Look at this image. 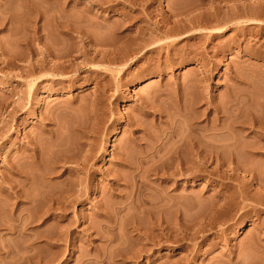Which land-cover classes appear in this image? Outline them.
<instances>
[{
  "label": "rangeland",
  "instance_id": "374dc122",
  "mask_svg": "<svg viewBox=\"0 0 264 264\" xmlns=\"http://www.w3.org/2000/svg\"><path fill=\"white\" fill-rule=\"evenodd\" d=\"M44 18L36 61L48 39L69 56L58 76L44 63L30 90L24 40ZM62 120L70 145L76 126H99L86 140L95 175L62 176L70 224L25 227L11 161L42 130L53 144ZM123 149L132 164L118 166ZM0 264H264V0H0Z\"/></svg>",
  "mask_w": 264,
  "mask_h": 264
},
{
  "label": "bare ground",
  "instance_id": "6f19581e",
  "mask_svg": "<svg viewBox=\"0 0 264 264\" xmlns=\"http://www.w3.org/2000/svg\"><path fill=\"white\" fill-rule=\"evenodd\" d=\"M39 19H35L33 25L29 29V35H28L27 39L24 40V45L27 46V50H28V54L26 57V63L28 65L26 68L27 69L26 73H27V75H29V77L31 75V79L29 78L30 79L29 80V86H27V87H29L30 90L33 89L34 87H37L40 85V83L36 84V78H32V75L39 68L43 67L44 63L46 64V66H48L50 64L52 65V68H50L51 73L49 76H58V75H61L62 68H63V65H60V64H64L66 62L65 59L68 58V56H69L67 50L64 48V42L63 41L58 42V40H54V41L49 42L48 41L49 39H48L47 41L43 42L44 51L42 52V55L44 57V61H40V62L36 61V59H35L36 58V52H35L34 47H33L35 44L34 42H38V43L42 42V36L38 35V33L45 29V22L47 21L44 18L43 19L44 22H42L44 25L38 26L37 24H38ZM52 21L54 22L57 33H66L67 35H71L70 33L72 32V28H71L70 23H73L71 20L66 19L65 17L63 18L60 16H55L52 18ZM74 23H77V22H74ZM197 30L203 31V29H197ZM222 30H223V28L216 29V32H218L217 35L222 34ZM164 34L166 35V33H164ZM110 59H112V60H109V61L116 60L117 56L114 54H111ZM42 76H44V75H42ZM94 85H95L94 88H96L98 86V83L96 82ZM58 86H59V84H58ZM102 96H104V89H101L98 92V94L95 95L94 100H97L95 102H98V101L100 102V100H102L101 99ZM66 109H67V107H65L63 109V111L65 110L63 115H66L68 112H69L68 115H71L72 113L70 111H72V110H70L69 108H68L69 110H66ZM63 111L61 110V112H63ZM66 111H68V112H66ZM73 115H71V116H73ZM44 116L47 117L48 114L44 115ZM49 118H46L44 120L50 121ZM69 118H72V117L69 116ZM41 120L42 121H40V122H44L43 119H41ZM93 120H95L96 123L101 122L99 119H96V118H93ZM62 121H65V123L63 122L62 124L61 123L56 124V125H58L56 127H60V128L59 129L57 128L56 131H53L54 137L57 136V134H58V136H57L58 140L56 139V141L53 142V144L50 140H48L49 137L48 138L43 137V135L41 133H44V132L42 130L41 133H39L40 135L35 134V135H37V136H35L36 138L33 136L35 139H33L31 137H30L31 139L30 138L28 139V137H27L28 141L25 144H23V152L24 153H21V155L16 156L11 161V164H10L11 176H13L14 178L19 177L21 179L20 181H16V180L12 179L11 184L9 186L10 191H11V198L13 200V203H12L13 212H19L20 211L19 209H17V206L19 203L22 204L23 203L22 201H24V200H25L24 202L27 201V203H28V205L26 207L27 210H28V208H29V210H31V212H29V210H28L30 215L29 214H28L29 216L26 215L27 217L23 223L25 227H28L29 225H32L34 223H39V225L46 224L48 222L47 220L49 218H51L53 223L50 224V226H47V225H45V226L56 227V225H58L60 222H62V219H64V218L66 219V217H67L66 211L69 209V207H71L73 205V203L75 201V198H74L75 192L73 191V187H72L73 179H70L71 177L69 178V176H68L69 180H66V179H68L67 177L64 179H61V178H63L62 176L67 171H69L71 173L74 172L73 174L74 175L76 174V176L80 175L83 177H88V179L90 178V176L95 175V172H93V170L90 169L89 164L96 156L93 153L92 144L87 143L86 140H88L89 134L96 133V131L98 129H100L99 126L97 127L96 124H92L90 126L89 125H80V126L78 125V126H76V127H79V128H77V129H79L78 131L80 133L79 134L77 131V133L79 134V136H78L79 141H78L77 137H75V139H72V140H74L75 142L77 141V142L75 143L72 141L73 143H72V145H70L71 143L68 140L66 142V139H68V138H66V134H67L66 131H67V129L69 130V127H67V129H66L65 128L66 126H64L65 124L67 125L68 122L66 120H62ZM133 121L134 120H132V122H130V126L134 125ZM59 122H61V121H59ZM134 122L136 123V121H134ZM101 123H99L98 125H100ZM42 124H44V123H42ZM60 124H61V126H60ZM47 125L48 124H46V128H47ZM68 126H69V124H68ZM43 127H45V126H43ZM71 128L68 132L67 137L72 134L71 130L73 128L72 129ZM58 130H59V132L57 133ZM50 131L51 132H48L49 135H50V133L52 134V130H50ZM55 133H56V135H54ZM71 137L72 136H70V139H69L70 141H71ZM47 140L49 141V143ZM128 140L130 142L132 140V143L134 142V140L132 138L128 139ZM48 144H50V145H48ZM126 150L127 149H123V151H122L123 154H121V155L119 154L120 157L117 158L118 166L121 165L120 163L128 164V162H129V159H127L128 155L126 152L124 154V151H126ZM26 151L29 152L28 156L25 155ZM122 152L120 151V153H122ZM126 155H127V157H126ZM200 156H201V152H200V146H199L198 152H197V157H200ZM121 158H123V159H121ZM137 159H138L139 163L143 162V158L140 157V155H139V158H137ZM69 164H71V166ZM130 164H132L131 161L129 162V165ZM138 164L132 167L133 173H135V171L138 170ZM66 165H69L70 167L66 166ZM72 165L74 167H72ZM33 166L37 167L35 174L27 171V170H29L30 167H33ZM152 168H154V167H152ZM156 169L155 168L153 170L151 169V171L156 172L157 171ZM110 174H111V177L113 178V181H114V178L117 179V174H118L117 170H115L113 172H109L108 174H106V176H109ZM34 176H36V178H34ZM70 176H71V174H70ZM137 178L139 179V184H138ZM34 179H36V180H34ZM30 180L34 181V183H36V185H37L34 193H29L28 190L26 189ZM133 180H134L133 181V183H134L133 187H135V190L137 192V190L140 189V187H139L141 184L140 178L137 176V177H134ZM96 209L98 211H103V209H104L103 204H101V203L97 204ZM24 210H26V209H24ZM103 213H104V211H103ZM105 213L103 215H105ZM52 217H53V219H52ZM65 222L68 224L71 223L67 219ZM43 237L46 240H61L63 238L68 237V235H64V236L60 235V234L59 235H44Z\"/></svg>",
  "mask_w": 264,
  "mask_h": 264
}]
</instances>
